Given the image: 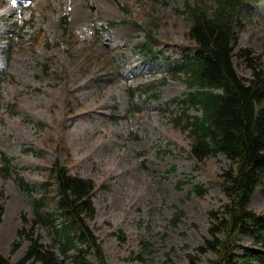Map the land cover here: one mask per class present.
<instances>
[{"label":"rangeland","instance_id":"obj_1","mask_svg":"<svg viewBox=\"0 0 264 264\" xmlns=\"http://www.w3.org/2000/svg\"><path fill=\"white\" fill-rule=\"evenodd\" d=\"M188 3L194 0H0V151L36 190L57 159L95 182L90 226L108 264H188L207 236L208 213L225 202L219 175L229 160L218 154L197 168L185 121H177L183 108L169 103L188 92L183 76L169 70L170 61L180 65L192 53ZM242 14L234 64L247 80V52L264 69V0ZM117 21L109 32L94 29ZM145 42L164 57L145 64ZM128 88L139 93L130 99ZM194 184L208 193L197 197ZM36 197L17 175L0 176V255L13 263L27 249L18 232ZM251 208L264 213L261 188ZM15 242L22 244L11 254Z\"/></svg>","mask_w":264,"mask_h":264},{"label":"trees","instance_id":"obj_2","mask_svg":"<svg viewBox=\"0 0 264 264\" xmlns=\"http://www.w3.org/2000/svg\"><path fill=\"white\" fill-rule=\"evenodd\" d=\"M194 0L183 11L191 21L189 39L192 53L182 64L170 63V72L182 75L188 92L171 100L184 107V120L191 137L190 155L197 168L218 154L230 162L219 175L225 202L208 213L207 236L188 253V264H202L201 257L214 255L208 264H264V213L251 208L255 193L264 195V69L252 63L249 79L241 77L234 64L238 30L253 0ZM151 55L157 50L144 44ZM200 111L190 115L189 108ZM17 175L33 199L32 216L23 220L18 238L28 243L23 257L13 263L0 255V264H108L103 244L90 223L96 217V184L73 175L57 159L39 189L31 188L17 173L12 160L0 151V176ZM190 180L180 182L189 183ZM197 197L208 189L192 188ZM182 212L172 220L177 226ZM50 238L44 244L40 232ZM245 239L250 243L245 242ZM22 243L15 242L11 254Z\"/></svg>","mask_w":264,"mask_h":264},{"label":"bare ground","instance_id":"obj_3","mask_svg":"<svg viewBox=\"0 0 264 264\" xmlns=\"http://www.w3.org/2000/svg\"><path fill=\"white\" fill-rule=\"evenodd\" d=\"M65 82L68 84V80H66ZM68 86H72V85L68 84ZM79 89H80V86H76V88L75 87L72 88V90L75 91V95L78 94L77 91ZM72 109L75 110L73 116L78 117V115L80 114V112H79L80 106L78 104H75V105H73Z\"/></svg>","mask_w":264,"mask_h":264},{"label":"snow or ice","instance_id":"obj_4","mask_svg":"<svg viewBox=\"0 0 264 264\" xmlns=\"http://www.w3.org/2000/svg\"><path fill=\"white\" fill-rule=\"evenodd\" d=\"M13 3H15V0H13Z\"/></svg>","mask_w":264,"mask_h":264}]
</instances>
